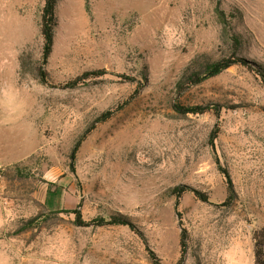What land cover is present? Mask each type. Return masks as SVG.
Listing matches in <instances>:
<instances>
[{
  "label": "rangeland",
  "instance_id": "obj_1",
  "mask_svg": "<svg viewBox=\"0 0 264 264\" xmlns=\"http://www.w3.org/2000/svg\"><path fill=\"white\" fill-rule=\"evenodd\" d=\"M216 1L59 0L44 84L45 0H0V264H155L150 250L161 264H255L253 235L264 227V0H221L230 35ZM231 33L242 36L237 55L248 64L192 84L186 72L233 54ZM95 69L107 74L66 86ZM195 106L205 111L184 110ZM108 110L73 171L74 145ZM179 185L209 197L187 191L182 222ZM79 204L86 220L125 215L147 245L125 225H76Z\"/></svg>",
  "mask_w": 264,
  "mask_h": 264
},
{
  "label": "trees",
  "instance_id": "obj_2",
  "mask_svg": "<svg viewBox=\"0 0 264 264\" xmlns=\"http://www.w3.org/2000/svg\"><path fill=\"white\" fill-rule=\"evenodd\" d=\"M58 1L59 0H45V4H44L42 14H41L40 26H41V34L43 37V58H42V62L40 64V67H39L37 74H38L39 80L44 84L49 83V73L47 72L45 66L47 65L48 60H49V58L53 52L54 39H55V28L58 25V17H57ZM221 4H222L221 0H217L215 10H216L219 21L223 25L224 33L229 34V30H228L229 24H230L229 23L230 21L228 19L229 15L222 8ZM231 39H232V46L234 49V52L231 56L222 57L218 60H208L207 62L204 61V63H202V65H201L202 66L201 71L195 69L190 73L189 72L185 73V75L187 77H191L192 84H197V83H200L201 81H203L204 79H206L208 77L216 76V75L222 73L223 71L227 70L228 68H230L234 64H237V63H242L245 65L248 64V61L246 59L237 55V51H239L243 46L242 36L239 33H233V34L231 33ZM257 70H258V73L260 74V76L262 77V80L264 82V66L258 65ZM106 74H107V71L105 69H95V70L86 71L83 74L77 76L76 78L70 80L66 84V86L75 88V87L79 86L80 84L88 82L90 79L98 78V77L104 76ZM121 76H125V78L135 80L134 78L128 77L126 75H121ZM128 102H129V99L126 100L121 105H119L118 107L122 108L123 105L127 104ZM184 110L186 112H197V111L203 112V111H205V108L201 107V106H199V107L195 106V107L185 108ZM113 114H114V110L113 111L108 110V111L102 113L91 124V126L79 137L78 141L74 145V147L71 151V154H70L71 166H72L73 171H75V161H76L77 152H78V149H79L81 143L85 140L87 135L93 129H95L97 124L108 120ZM217 129L218 128H216L212 132V135H211L212 141L218 135ZM222 171L228 179L229 198L231 200L235 196V190H234V186H233V183H232V180L230 177V173L227 169H224V168H222ZM190 190L193 191L194 194L197 197H199L201 200L209 201L208 195L203 191H200L198 189H193L192 187H190L188 185H179V186L174 187L173 191H174V195L176 196L175 208L177 209V213H178V216L180 218V222H182L181 221L182 215L178 211V208L180 205V200H181L182 196L187 191H190ZM72 212L75 214V221L74 222L78 226L90 227V226H104V225H125V226H128L132 231L136 232L143 239L145 244L147 245V239H146L145 235L143 234V232L140 231L136 227V225L125 215L116 214V215L112 216L110 219H105L104 217H98V218L86 220L84 218L83 212L81 210V204H79L78 207L76 209H74ZM33 220H34V218L29 219L27 221V225L31 226L33 224ZM187 237H188L187 229L183 228L182 229V241H181L182 256H181L180 262H182L185 259V255L187 253V244L185 242ZM253 238H254V244H255V252H254L255 264H264V227L257 229L254 232ZM150 256L154 260L155 264H161L154 251L150 250Z\"/></svg>",
  "mask_w": 264,
  "mask_h": 264
}]
</instances>
